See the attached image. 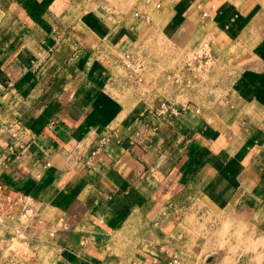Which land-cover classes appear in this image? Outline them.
I'll list each match as a JSON object with an SVG mask.
<instances>
[{
    "label": "crops",
    "instance_id": "crops-1",
    "mask_svg": "<svg viewBox=\"0 0 264 264\" xmlns=\"http://www.w3.org/2000/svg\"><path fill=\"white\" fill-rule=\"evenodd\" d=\"M179 1L152 30L182 47L217 40L211 48H226L239 0ZM241 1L264 14V0ZM82 3L0 0V183L34 198V232L67 225L51 261L171 264L159 243L193 197L206 193L213 200L223 194L235 217L264 237V45L230 83L224 109L196 113L188 105L169 122L166 114L179 109L167 104L174 111L157 117L160 101L151 113L139 108L129 123L111 126L88 92L100 30L83 23ZM141 12L129 22L143 19ZM128 42L115 44L121 59ZM4 221L12 227L17 219ZM130 241L138 243L133 250L120 249ZM33 261L40 264L39 250Z\"/></svg>",
    "mask_w": 264,
    "mask_h": 264
},
{
    "label": "rangeland",
    "instance_id": "rangeland-1",
    "mask_svg": "<svg viewBox=\"0 0 264 264\" xmlns=\"http://www.w3.org/2000/svg\"><path fill=\"white\" fill-rule=\"evenodd\" d=\"M85 1L81 7L86 10L85 16L89 20L86 19L83 23L94 32L100 30L97 34L94 33L98 37L95 39L99 47L102 41L105 43L91 56L92 80L88 92L104 121L111 126L129 123V119L139 108L151 113L160 101L179 109L176 115L166 114L164 119L169 122L180 118L188 105H192L191 110H195L193 112L198 111L197 108L224 109L225 103L231 98L230 91L228 92L230 83L246 67L250 57L264 45V14L260 12L261 8L255 9L257 4L252 7L239 0L241 11L228 29L229 34H232L231 37L229 35L230 43L226 48L225 45H219L218 48L221 49L214 50L211 43L218 45L219 42L209 40L211 61L208 67L198 70L191 65L189 68L186 55L195 48L182 47L178 40H172L160 30H152L154 23L155 28L163 27L165 19L158 16L162 15L167 6L179 3V0ZM138 11H143L141 13L144 18H137L131 24L127 16L132 18L133 13ZM103 21L108 23L107 26L102 25ZM118 28L121 29L120 32L116 31ZM104 30L113 33L106 35ZM136 37H142L141 41H136ZM107 39L112 40L107 42ZM120 39L129 41L125 51L132 55L135 62L140 63L141 69L137 73L123 66L119 52L114 48ZM210 195L213 196L212 193H206L197 201L196 196L193 197V205L181 211L173 221L175 225L171 236L159 243L162 251L169 255L171 264H264V237L235 217L225 203L223 194L220 200L216 199L218 194H215V201ZM18 214V209H14L11 218L16 220ZM59 224L39 226L41 230L37 233L33 231L36 224L33 221L29 224V234L33 238L28 237L27 240L34 252L39 250L40 264H56L51 259L57 250V239L64 232ZM12 227L10 228L14 230L20 225L16 222ZM12 229L8 233L0 231V248L3 233L8 234L7 238L11 237L14 234ZM51 229L55 231L53 237L48 235ZM142 230L144 233L145 227ZM128 231L133 232L132 223ZM137 244V241H130L120 249L127 253ZM10 246L16 251L25 249L19 240ZM41 246L44 247L42 251L39 249Z\"/></svg>",
    "mask_w": 264,
    "mask_h": 264
},
{
    "label": "built area",
    "instance_id": "built-area-1",
    "mask_svg": "<svg viewBox=\"0 0 264 264\" xmlns=\"http://www.w3.org/2000/svg\"><path fill=\"white\" fill-rule=\"evenodd\" d=\"M209 45V41H204L186 55V61L189 68L191 65L198 70L208 67L211 61ZM122 63L126 69L132 70L133 73H137L141 69L140 63L134 62L132 56L128 53L122 57ZM168 111L173 112L174 110L171 107H168L165 102H162L158 106L155 114L157 117H160ZM11 195L10 190L5 185L0 183V231L4 230L8 233L13 228H10V226L5 223L4 218H11L14 209H18L19 211L17 225H20L19 228L15 227L14 230L12 229L14 234L11 237L7 238L8 234L3 233V244L0 248L2 256L1 264H27L28 262H32L35 256V252L29 246V241L27 240L28 237L33 238V235L29 234V224L35 216V200L30 195ZM59 225L63 230L67 229V225L65 223L60 222ZM48 235L49 237H53L55 235L54 229H51L48 232ZM0 240H2L1 235ZM18 240L22 243V246L24 245L25 247L22 251L13 250L10 246Z\"/></svg>",
    "mask_w": 264,
    "mask_h": 264
}]
</instances>
